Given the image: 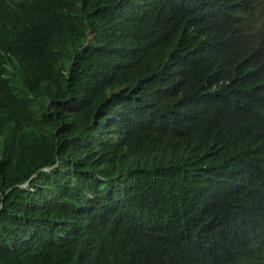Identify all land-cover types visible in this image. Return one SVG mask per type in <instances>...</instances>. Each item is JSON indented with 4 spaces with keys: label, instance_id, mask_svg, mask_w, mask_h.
Here are the masks:
<instances>
[{
    "label": "trees",
    "instance_id": "16d2710c",
    "mask_svg": "<svg viewBox=\"0 0 264 264\" xmlns=\"http://www.w3.org/2000/svg\"><path fill=\"white\" fill-rule=\"evenodd\" d=\"M0 264H264V0H0Z\"/></svg>",
    "mask_w": 264,
    "mask_h": 264
},
{
    "label": "clouds",
    "instance_id": "9594fccd",
    "mask_svg": "<svg viewBox=\"0 0 264 264\" xmlns=\"http://www.w3.org/2000/svg\"><path fill=\"white\" fill-rule=\"evenodd\" d=\"M46 171H48L47 173H50L51 171H52V168L51 169H45V170H43V172H46ZM28 185H24L23 187H27Z\"/></svg>",
    "mask_w": 264,
    "mask_h": 264
},
{
    "label": "bare ground",
    "instance_id": "6f19581e",
    "mask_svg": "<svg viewBox=\"0 0 264 264\" xmlns=\"http://www.w3.org/2000/svg\"><path fill=\"white\" fill-rule=\"evenodd\" d=\"M199 7H200V6H199ZM194 29H195V28H194ZM194 29H193V30H194ZM191 31H192V30H191ZM191 34H192V33H191ZM190 47H191V46H190ZM201 48H202V47H201ZM192 50H193V49H192ZM198 51H199V50H198ZM192 54H193V53H192ZM179 79H180V78H179ZM180 82H181V81H180Z\"/></svg>",
    "mask_w": 264,
    "mask_h": 264
},
{
    "label": "water",
    "instance_id": "95a60500",
    "mask_svg": "<svg viewBox=\"0 0 264 264\" xmlns=\"http://www.w3.org/2000/svg\"><path fill=\"white\" fill-rule=\"evenodd\" d=\"M48 171H46L45 173H47ZM26 185H28V183L26 184Z\"/></svg>",
    "mask_w": 264,
    "mask_h": 264
}]
</instances>
